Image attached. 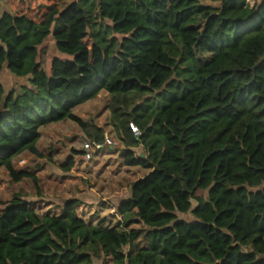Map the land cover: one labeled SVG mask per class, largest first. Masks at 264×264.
<instances>
[{
    "label": "trees",
    "instance_id": "16d2710c",
    "mask_svg": "<svg viewBox=\"0 0 264 264\" xmlns=\"http://www.w3.org/2000/svg\"><path fill=\"white\" fill-rule=\"evenodd\" d=\"M33 1L0 15V76L22 82H0V173L36 183L14 161L40 157L52 124L105 146L73 113L100 92L124 166L149 173L113 228L87 225L77 199L40 215L14 196L0 210V264H91L86 243L111 264H264V0H51L41 19ZM50 34L72 60L53 58L48 76Z\"/></svg>",
    "mask_w": 264,
    "mask_h": 264
},
{
    "label": "rangeland",
    "instance_id": "374dc122",
    "mask_svg": "<svg viewBox=\"0 0 264 264\" xmlns=\"http://www.w3.org/2000/svg\"><path fill=\"white\" fill-rule=\"evenodd\" d=\"M211 4L207 0H202ZM32 0H0V15L4 11L14 14H26ZM253 6V0H246ZM14 4V5H12ZM35 13L41 19L51 0H34ZM47 49L46 64L42 69L50 75V63L53 58L65 61L71 57L59 53L50 34L44 41ZM3 68L0 81L6 91L18 90L22 82L14 79L9 72L5 75ZM110 97L105 92L75 108L73 113L83 122L93 123L104 132L105 146H96L89 142L82 130L74 123L65 121L45 126L40 129L37 148L40 157L23 154L14 161L15 170H24L33 174L36 183L23 180L14 183L8 173H0V210L14 198L21 196L30 203L31 208L40 215H59L64 202L79 200L82 205L76 213L87 225L96 226L103 220V227L113 228L121 223V217L115 214V207L130 198L131 185L149 173L138 167H125L123 163L124 148L115 138L109 112ZM138 134V132H134ZM85 143L89 149H85ZM138 155L141 149L134 150ZM69 159L73 166L69 171L64 166ZM199 196H205L202 192ZM127 218L130 216L127 215ZM178 220L193 221L189 214H178ZM138 226H130L136 229Z\"/></svg>",
    "mask_w": 264,
    "mask_h": 264
},
{
    "label": "crops",
    "instance_id": "0c3cea01",
    "mask_svg": "<svg viewBox=\"0 0 264 264\" xmlns=\"http://www.w3.org/2000/svg\"><path fill=\"white\" fill-rule=\"evenodd\" d=\"M1 1H3V3L5 2V0H1ZM3 73L5 75H9L10 76V74L8 72H6V71H4ZM0 78H1V76H0ZM138 228H139V226H138ZM138 228H136V229H138ZM81 250L84 253H89V254H92V255L94 254V257L92 258L91 264H111L108 261H104V258L102 256L101 252L97 249V247L95 245H91L90 243H86L85 245H83L81 247Z\"/></svg>",
    "mask_w": 264,
    "mask_h": 264
},
{
    "label": "built area",
    "instance_id": "2783aa9c",
    "mask_svg": "<svg viewBox=\"0 0 264 264\" xmlns=\"http://www.w3.org/2000/svg\"><path fill=\"white\" fill-rule=\"evenodd\" d=\"M85 149H89V145L85 143Z\"/></svg>",
    "mask_w": 264,
    "mask_h": 264
}]
</instances>
